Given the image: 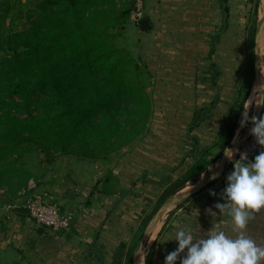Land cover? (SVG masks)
<instances>
[{
	"label": "crops",
	"instance_id": "1",
	"mask_svg": "<svg viewBox=\"0 0 264 264\" xmlns=\"http://www.w3.org/2000/svg\"><path fill=\"white\" fill-rule=\"evenodd\" d=\"M261 9L260 0H145L146 29L131 15L126 23L129 51L143 69L152 103L145 130L114 161L97 167L96 177L84 178L85 202L68 188L71 181L63 184L68 193L74 192L69 202L48 192L62 211L74 213L69 230L37 226L28 213L17 210L21 206L0 204V264H113L120 247L131 241L147 199L160 190V180L199 158L211 145L216 125H225L239 105ZM263 39L264 32V84ZM195 117L197 125L190 129ZM51 182L50 177L47 185ZM213 197L223 202L221 194ZM204 206L192 207L165 225L147 255L148 264H164L178 247L174 238L179 228L191 229L194 240L217 230L235 236L226 214ZM253 239L264 241L263 236Z\"/></svg>",
	"mask_w": 264,
	"mask_h": 264
},
{
	"label": "trees",
	"instance_id": "2",
	"mask_svg": "<svg viewBox=\"0 0 264 264\" xmlns=\"http://www.w3.org/2000/svg\"><path fill=\"white\" fill-rule=\"evenodd\" d=\"M114 1L42 0V11L35 12L36 18L29 20L27 27L8 33L0 31V39L16 51L5 60L10 70L3 78L5 84L0 85L4 91L0 103L9 109L0 113V138L7 142L4 153L24 142L49 149L51 144L73 140L87 149L89 157H95L109 151L107 146L112 151L119 150L145 130L152 110L148 89L132 79L128 67L132 59L117 54L103 41L107 37L103 24L108 22L109 14H116L114 24H126L134 9V0H128L127 5L120 0L118 10L110 11ZM5 6L6 2L0 3V19L5 17ZM20 47L23 49L17 52ZM252 82L249 76L242 83L228 141ZM30 88L36 92L34 97L28 95ZM4 95L10 98H2ZM14 96L21 97V101ZM34 100L41 108L38 115L18 118L11 113L10 109L27 108ZM197 122L195 117L190 129ZM205 152L189 165L191 176L200 174L212 162L201 160ZM17 172L10 167L0 170L1 175L14 176ZM225 184L219 183L218 189Z\"/></svg>",
	"mask_w": 264,
	"mask_h": 264
},
{
	"label": "rangeland",
	"instance_id": "3",
	"mask_svg": "<svg viewBox=\"0 0 264 264\" xmlns=\"http://www.w3.org/2000/svg\"><path fill=\"white\" fill-rule=\"evenodd\" d=\"M3 1L6 2L7 6L4 7L6 11L5 17L0 19V31L2 33H8L27 27L29 25V20L36 18L35 12L42 11V8L39 6V3L42 0H0V3ZM127 1L128 0H123V5H127ZM260 1L262 4V18L264 16V0ZM119 6L120 0H115L113 7L111 6L112 8L109 7V9L110 11L115 9L118 10ZM115 16L116 14H109L108 22L103 24L105 29L104 31L107 33V37L103 41L111 45L113 49L117 51V54L132 59V61L128 63L132 79L135 82H142L146 86L144 83L145 76L143 74V69L140 67L138 60L133 58L129 51L130 32L127 29L126 24H114L113 20ZM254 36V31H252L250 39L251 50L249 73L251 78L254 76ZM22 49L23 48L20 47L17 52H20ZM15 53L16 51L10 50L4 41L0 39V85L5 84V80H3V78L8 76L10 70V64H7L5 60L12 57ZM2 90L3 88L0 87L1 95L4 93ZM255 92L256 89L253 87L251 93L254 94H252L250 98L253 101L256 99ZM35 93L36 92L30 88L28 95L30 97H34ZM2 98L9 99L10 96L4 95ZM12 98L16 101H21V97L19 96H14ZM237 107L238 102L235 104L232 114L228 117L227 123L225 125H216L214 139L209 142V145H211L206 149L203 157H201V160L203 161L212 162L208 163L203 172L196 176H191L189 166L175 167L172 169L170 174L166 175L164 179L160 180V184L162 185L160 190L154 193L150 199H147V209L143 207L141 214H138V220H140V222L131 241L128 245H122L120 247L115 255L116 259L113 261V264H132L133 255L139 244L141 235L159 207L170 197L194 188L202 181L205 175L215 171L219 165V159L224 150L242 138L246 128L250 124L248 123L244 127L241 126L243 113L247 111L248 115L252 116L255 108L254 105L250 106L249 108L247 105V109L244 105V109L236 120L232 137L228 141V133L230 131L229 125L235 120ZM4 111H9V109L0 103V113ZM10 111L18 118H25L27 117V114L32 116L38 115L41 112V108L39 103L34 100V102H32L27 108L22 106L16 110L10 109ZM132 142H129L117 151H112L110 150L111 147L107 146L109 151L105 152L104 150L98 156L89 157V152L87 149L81 146L80 142L77 143L73 140L72 142L69 141L68 144L67 142H65V144H51L52 146L49 149L45 145L41 146L42 148H39L38 146L29 145V143L24 142L13 151L4 153L3 149L6 148L7 142L4 138H0V170L10 167L12 169H17L18 171L14 176L9 174H0V204L3 205L4 203H12L14 205L20 206L24 203L25 199L29 198L35 191H47V193L51 191V193L59 196L64 201L69 202V200L74 199V196L72 199L67 197L68 188L77 191V195L80 197L79 200L84 201L86 198L83 197V194L87 193V187L84 185L86 184L84 183V178L89 176L96 177L98 168L103 167L102 164L106 163V161H112L115 159V155L120 154V152L125 150V148L131 145ZM92 151L93 149H91V152ZM232 152L233 155L231 159H228L224 169L220 174H218L217 178L212 179L211 181L204 184V186L196 193L168 209L159 218L153 231L154 234L151 236V239H148L146 246L141 253V257H143V255H146V257L149 255V252L160 231L168 222L173 221L176 216L182 214L184 211H191L192 207H203L204 204L206 205L204 207H209L210 205L214 207L216 202L213 195H210V190H213L216 194H221L223 188L218 189V184L221 182L226 183V176L233 170L234 164L238 163L237 150L234 149ZM219 153L220 155L216 159V156ZM50 177L52 178L51 185H47L48 181H50ZM31 180L35 186H31L29 183ZM64 181L74 182L72 184L73 187H65L63 185ZM90 186L88 189H90ZM45 187L47 188L45 189ZM60 191L61 194H59ZM254 217L255 218L249 222L246 231L252 238L255 236L264 237V209H261L259 212L255 213ZM258 244L264 246V241L263 243L259 242Z\"/></svg>",
	"mask_w": 264,
	"mask_h": 264
},
{
	"label": "clouds",
	"instance_id": "4",
	"mask_svg": "<svg viewBox=\"0 0 264 264\" xmlns=\"http://www.w3.org/2000/svg\"><path fill=\"white\" fill-rule=\"evenodd\" d=\"M255 105L264 107V99H250L248 108ZM247 108V109H248ZM252 124L250 135L264 149V115L249 116L243 113L241 126ZM233 152H225L226 159H231ZM240 162L235 163L233 170L226 176V187L222 190L221 200L214 207L219 213L226 214L233 225L234 237L224 231H212L208 236L194 240L191 229L179 228L175 231L178 247L169 252L164 264H264V246L258 244L245 231L254 214L264 209V150H261L251 161L243 153ZM214 174L211 178H217ZM210 195H216L210 190ZM183 254V255H181ZM138 264H145L146 255Z\"/></svg>",
	"mask_w": 264,
	"mask_h": 264
},
{
	"label": "water",
	"instance_id": "5",
	"mask_svg": "<svg viewBox=\"0 0 264 264\" xmlns=\"http://www.w3.org/2000/svg\"><path fill=\"white\" fill-rule=\"evenodd\" d=\"M148 21L147 19H141L140 21V29L141 30H145L146 29V25H147ZM264 28V16L262 18H260L258 27L255 31V36H254V76H253V82H252V87H251V91L250 94L252 92V88L254 87L256 89V95H257V101L258 100H262L264 99V87L261 83V72H260V40L262 38V31ZM249 94V96H250ZM255 111L253 112V115L256 116H260L263 110V107H254ZM252 127V124L250 123L249 126L246 128L244 135L242 136L241 139H239L236 143L232 144L230 147H228L227 149L224 150V152L221 154L220 159H219V165L217 167V169L215 171H213L212 173H209L207 175H205V177H203L202 181L200 183H198L194 188L187 190V191H183L175 196L170 197L167 201H165L160 207L159 209L155 212V214L152 216V218L150 219V221L148 222L147 226L145 227L139 244L137 246V248L135 249L134 255H133V260H132V264H138V258L139 256L137 255V252L140 251V253L144 250L146 243L148 241V236L150 231L152 230V228L156 225L157 221L159 220V218L171 207L177 205L178 203L184 201L185 199H187L188 197H190L191 195H193L194 193H196L199 189H201L204 184H206L207 182L212 180V176L214 174H220L221 171L224 169L228 159H226L225 157V152L227 150H231L233 151L234 149L238 150L240 149V147L246 142V140L251 136L250 135V129ZM221 184L223 185L224 182H221ZM74 192L73 191H69L68 196L70 198H72ZM19 212L21 213H29L28 209L26 208H18L17 209Z\"/></svg>",
	"mask_w": 264,
	"mask_h": 264
},
{
	"label": "built area",
	"instance_id": "6",
	"mask_svg": "<svg viewBox=\"0 0 264 264\" xmlns=\"http://www.w3.org/2000/svg\"><path fill=\"white\" fill-rule=\"evenodd\" d=\"M145 0H134V9L131 13L133 20L139 23L144 14ZM262 149L260 145L255 142V138L250 136L246 142L240 147L237 153V162H240L241 154L246 153L247 158L251 161ZM31 186H35L33 181L29 182ZM18 205L12 203L5 204L7 209H14ZM29 211V215L35 225L46 227L51 231H67L72 226L73 212H64L61 206L52 201L51 195L44 192L35 191L29 198H26L24 203L20 205Z\"/></svg>",
	"mask_w": 264,
	"mask_h": 264
},
{
	"label": "bare ground",
	"instance_id": "7",
	"mask_svg": "<svg viewBox=\"0 0 264 264\" xmlns=\"http://www.w3.org/2000/svg\"><path fill=\"white\" fill-rule=\"evenodd\" d=\"M263 32H264V28H263V31H262V34H263ZM263 49H264V39H263ZM262 48V47H261ZM262 83V82H261ZM262 85H264L263 83H262ZM251 98V97H250ZM250 98H249V101H250ZM255 101H257V95H256V99H255ZM248 104H249V102H248ZM254 107H256L255 105H254ZM155 227L156 226H154L153 228H152V230L150 231V233H149V236H148V239L150 238L151 239V236L154 234L153 233V231H154V229H155ZM141 254V253H140ZM138 261H139V258H138ZM140 264H142V261L140 262Z\"/></svg>",
	"mask_w": 264,
	"mask_h": 264
}]
</instances>
